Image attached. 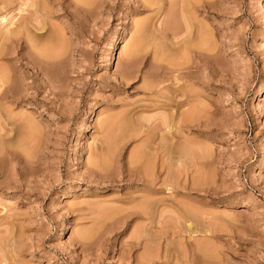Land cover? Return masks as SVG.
Returning a JSON list of instances; mask_svg holds the SVG:
<instances>
[{
    "label": "rangeland",
    "instance_id": "1",
    "mask_svg": "<svg viewBox=\"0 0 264 264\" xmlns=\"http://www.w3.org/2000/svg\"><path fill=\"white\" fill-rule=\"evenodd\" d=\"M0 15V264H264V0Z\"/></svg>",
    "mask_w": 264,
    "mask_h": 264
},
{
    "label": "bare ground",
    "instance_id": "2",
    "mask_svg": "<svg viewBox=\"0 0 264 264\" xmlns=\"http://www.w3.org/2000/svg\"><path fill=\"white\" fill-rule=\"evenodd\" d=\"M1 16V15H0ZM7 19V16H2V18H1V22L3 23V22H5V20ZM10 21V20H9ZM14 21V20H13ZM8 22V21H7ZM13 22L11 21V24H12ZM10 24V25H11ZM3 25V24H2ZM9 25V24H8ZM14 25V24H13ZM6 29H5V33H4V35L6 36V38L8 39V37L10 38V34H12L13 33V31H14V29H13V27L11 28L10 26H7V27H5ZM15 28V27H14ZM12 29V30H11ZM17 31V30H16ZM15 32V31H14ZM16 33V32H15ZM14 33V34H15ZM19 33V32H18ZM3 33H1V35H2ZM17 34V33H16ZM9 35V36H8ZM18 35V34H17ZM2 38H3V35H2ZM11 38H13V37H11ZM5 39V37L3 38V40ZM12 40V39H11ZM2 41V40H1ZM5 41V40H4ZM3 50V49H2ZM2 53H3V51H2ZM44 53V52H43ZM1 55V54H0ZM2 56V55H1ZM2 68V67H1ZM7 69V68H6ZM5 69V70H6ZM4 71V70H3ZM4 72H6V71H4ZM4 74V73H3ZM3 74H1L0 73V87L1 86H3V85H5L6 86V84H8L7 82H9L10 81V79H8V78H5V77H2L3 76ZM7 74V73H6ZM6 76V75H5ZM125 76V75H124ZM9 77V76H8ZM129 77V76H128ZM127 76H125V78L127 79L128 78ZM124 78V77H123ZM130 79V78H129ZM124 80V79H123ZM126 81V80H125ZM10 84H11V82H10ZM9 85V84H8ZM3 88H5V87H3ZM1 89V88H0ZM16 89V88H15ZM6 90H7V88L5 89V90H3V91H5L6 92ZM1 91V90H0ZM15 91H17V90H15ZM12 93L14 92V91H11ZM10 92V93H11ZM18 92V91H17ZM5 94H7V93H5ZM4 94V95H5ZM3 95V96H4ZM18 95V94H17ZM7 98V97H6ZM182 103V102H181ZM180 104V103H179ZM182 105H183V103H182ZM184 111V110H183ZM183 111H181L180 113H179V115L177 116L178 117V121H184V119H187V115H186V113L184 114V112ZM185 115V116H184ZM189 117V116H188ZM116 118V117H115ZM127 118V117H126ZM177 119V118H176ZM165 121H173L174 122V120H175V117L171 114V115H169L168 117H166L165 119H164ZM189 120V119H188ZM123 122V121H122ZM126 125V124H125ZM117 129H119V128H117ZM136 130V129H135ZM112 136V135H111ZM118 136V135H117ZM106 141H107V139H106ZM111 141V140H110ZM113 143V142H112ZM144 143V142H143ZM107 144V143H106ZM118 145V144H117ZM116 146V145H115ZM142 147V146H141ZM141 147H140V152L142 151L141 150ZM143 149V148H142ZM108 151H110L111 152V148H108ZM113 151V150H112ZM136 151H138V149L136 150ZM134 153H136V152H134ZM142 153V152H141ZM140 153V154H141ZM99 155V154H98ZM104 155V154H103ZM105 156V155H104ZM140 156H142V155H140ZM98 157V156H97ZM113 157H114V155H113ZM112 157V158H113ZM138 157V154H136L135 155V157H133V159H135V158H137ZM102 159V158H101ZM111 159V158H110ZM140 159H141V157H140ZM99 160H100V158H99ZM141 160H143V159H141ZM101 161V160H100ZM109 161V160H108ZM140 161V160H139ZM97 162V161H96ZM132 164V163H131ZM107 165V164H106ZM135 165V164H134ZM138 166V165H137ZM139 167V166H138ZM132 168V167H131ZM150 168V167H149ZM135 174V173H134ZM141 176V175H140ZM141 177H143V176H141ZM146 177V176H145ZM143 179H145V178H143ZM151 179V178H150ZM147 180V179H146ZM153 183V182H152ZM155 193V192H154ZM170 195V194H169ZM148 202V201H147ZM150 203V202H149ZM149 205V204H148ZM139 206V205H138ZM147 207V206H146ZM152 213V212H151ZM180 217V216H179ZM155 236V235H154ZM163 238V237H162ZM158 239V238H157ZM154 242V241H153ZM135 246V245H134ZM148 252V251H147ZM153 252V251H152ZM150 253V252H149ZM153 254V253H152ZM152 254H147V256H145L144 258H143V262H146V264H147V262H151V261H153L154 260V256L152 255ZM156 255V254H155ZM140 262V261H139ZM156 262V261H155ZM154 262V263H155ZM153 263V264H154Z\"/></svg>",
    "mask_w": 264,
    "mask_h": 264
}]
</instances>
